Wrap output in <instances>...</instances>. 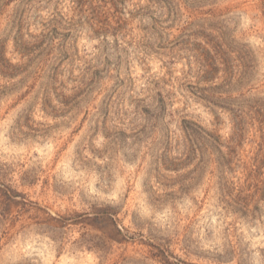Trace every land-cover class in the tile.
I'll return each mask as SVG.
<instances>
[{"label": "rangeland", "instance_id": "obj_1", "mask_svg": "<svg viewBox=\"0 0 264 264\" xmlns=\"http://www.w3.org/2000/svg\"><path fill=\"white\" fill-rule=\"evenodd\" d=\"M70 6L64 1L59 12L72 17ZM220 8H235L239 28L261 46L264 0ZM32 22L1 38L8 61L0 74V264H264V205L256 218L241 216L222 202L226 182L154 172L159 159L177 157L180 116L223 141L231 133L226 116L217 121L180 95L166 117L171 127H145L139 105L148 80L163 77L164 65L180 76L186 59H146L137 21L106 36L47 34ZM54 76L68 90L42 108L39 88ZM80 81L95 93L70 111ZM227 187L225 199L238 200Z\"/></svg>", "mask_w": 264, "mask_h": 264}, {"label": "trees", "instance_id": "obj_2", "mask_svg": "<svg viewBox=\"0 0 264 264\" xmlns=\"http://www.w3.org/2000/svg\"><path fill=\"white\" fill-rule=\"evenodd\" d=\"M64 1L0 0V74L4 75L3 64L8 61L6 40L1 38L20 35L32 21L36 22L32 26L47 34L88 30L94 36L119 35L128 28L131 31L137 21L146 59L158 55L167 59L169 66L186 59V70L180 76H174L164 65L168 70L163 77L148 80L147 97L139 105L145 127H171L166 117L173 111L172 100L180 95L193 100L217 121L226 116L231 130L228 140L223 141L217 131L180 116L177 157L169 154L159 159L154 172L217 178L226 182L221 186L222 202L232 212L259 216L264 205V35L259 36L261 46L252 45L251 35L239 28L235 8H220L226 0H69L70 18L59 12ZM50 9L51 18L40 21L38 14ZM52 49L51 43L48 52ZM56 78L51 77L39 88L43 97L37 100L42 108H52L51 94L62 97L57 92L68 90ZM94 89L92 83L80 81L70 89L73 103L65 106L71 111L83 101L86 104ZM230 185L238 193L236 201L225 199L231 196L227 193Z\"/></svg>", "mask_w": 264, "mask_h": 264}]
</instances>
